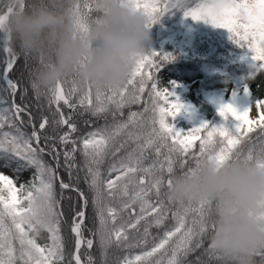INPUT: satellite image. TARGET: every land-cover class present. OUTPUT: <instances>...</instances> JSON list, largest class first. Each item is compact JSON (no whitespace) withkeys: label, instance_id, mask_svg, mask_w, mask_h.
<instances>
[{"label":"trees","instance_id":"trees-1","mask_svg":"<svg viewBox=\"0 0 264 264\" xmlns=\"http://www.w3.org/2000/svg\"><path fill=\"white\" fill-rule=\"evenodd\" d=\"M76 1L0 0V18L16 2L8 26L13 63L8 76L15 84L5 80L0 25V156L18 170H36L23 190L16 178L0 177V264H78L73 227L82 221L77 229L84 239V264H129L132 249L102 237L87 148L92 132L110 128L128 108L162 112V81L170 66L201 75L193 92L210 106L209 113L199 112L192 120L200 138L185 152L179 148L165 176L166 188L177 180H202L207 202L206 229L178 264H264V205L251 198L252 187L264 181V120L250 125L254 95L242 85L255 69L246 59L253 38L245 25L253 23V15L245 14L231 29L197 27L189 47L193 60L183 61L177 45L158 40L166 0H107L104 20L110 22L108 35L114 38L128 94L123 106L95 114L83 101L77 66L68 58ZM261 57L257 67L264 78ZM226 82L238 84L229 96L204 95ZM139 87L140 99L129 101ZM74 188L85 194V205Z\"/></svg>","mask_w":264,"mask_h":264},{"label":"rangeland","instance_id":"rangeland-1","mask_svg":"<svg viewBox=\"0 0 264 264\" xmlns=\"http://www.w3.org/2000/svg\"><path fill=\"white\" fill-rule=\"evenodd\" d=\"M106 2L77 0L70 13L73 32L67 44L68 58L77 66L83 101L95 114L123 106L128 94L124 91L125 73L116 55L114 38L108 35L110 22L104 20ZM245 14L254 18L251 25L245 26L246 34L253 38L248 59L259 65L264 54V0H166L158 23V40L177 45L183 61L193 60L189 47L197 27L231 29ZM33 42L34 38L29 45ZM164 72L168 75L162 81V112L155 113V107L148 112L128 108L110 128L92 132L87 148L88 173L104 231L102 237L106 236L109 243L116 241L131 248L129 264H178L194 238L206 229L203 181L195 177L186 184L177 180L169 188L164 184L166 174L173 169L174 154L181 152L179 148L187 151L201 136L192 120L197 113L210 111V106L193 92L202 76L182 66L180 70L170 66L169 72ZM242 85L254 95L249 122L258 126L264 120L262 71L255 67ZM236 87L234 82L219 83L204 95L221 100ZM180 90L186 93L183 97ZM141 94L139 87L127 98L135 102ZM155 99L152 96L150 103H155ZM109 171L110 177L104 181ZM262 172L264 175V166ZM35 175V169L18 170L0 156V177L16 178L20 190L28 187ZM251 198L264 205V181L252 187ZM82 203L85 205L83 199Z\"/></svg>","mask_w":264,"mask_h":264},{"label":"water","instance_id":"water-1","mask_svg":"<svg viewBox=\"0 0 264 264\" xmlns=\"http://www.w3.org/2000/svg\"><path fill=\"white\" fill-rule=\"evenodd\" d=\"M15 5H16V2L14 4V6L12 8H10L7 12V19H6V22L7 24L9 23V16L10 14L12 13V11L14 10L15 8ZM11 39V31L8 30L7 32H5V42H4V50L6 51V53L8 54V62H7V70H6V73H8V71L10 70V68L12 67V62H11V58L9 56V49H8V44H9V41ZM7 80H9V78L7 77ZM79 192V194H81L83 196V202L85 203V196L83 194L82 191L78 190V189H75ZM78 225V224H77ZM75 234L80 237L79 233L77 231H75ZM80 240H81V245H80V248L81 246L83 245V238L80 237ZM80 248L76 249V253H75V260L79 263V264H83L82 262V259L79 257V250Z\"/></svg>","mask_w":264,"mask_h":264},{"label":"bare ground","instance_id":"bare-ground-1","mask_svg":"<svg viewBox=\"0 0 264 264\" xmlns=\"http://www.w3.org/2000/svg\"><path fill=\"white\" fill-rule=\"evenodd\" d=\"M6 19H7V13L3 14L2 15V18H1V24L5 26V23H6Z\"/></svg>","mask_w":264,"mask_h":264}]
</instances>
